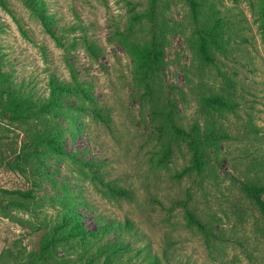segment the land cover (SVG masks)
Here are the masks:
<instances>
[{"label": "rangeland", "instance_id": "rangeland-1", "mask_svg": "<svg viewBox=\"0 0 264 264\" xmlns=\"http://www.w3.org/2000/svg\"><path fill=\"white\" fill-rule=\"evenodd\" d=\"M65 42L58 45L25 0H0V59L18 95L40 102L50 82L69 84L73 75L92 95L95 108L82 112L73 97L63 99L66 114L49 115L41 129H55L64 153L44 149L25 170L0 167V190L34 191L27 210H0V264H35L63 206L90 231L120 224L87 241L89 253L62 244L46 264H87L102 247L119 248L110 264H264V221L239 181L264 182V30L258 0H197L213 6L226 25L224 49L214 65L193 49L197 25L189 0H159V25L167 30L166 71L149 99L135 78L134 59L119 33L149 40L145 13L150 0H43ZM133 7L135 8L134 11ZM203 17V15H201ZM85 36L97 49L92 55ZM224 96L237 104L222 120L205 100ZM176 105L175 121L205 132L215 118L231 137L207 149L201 173L177 176L190 165L186 142L175 141L173 157L159 164L172 136L161 135L159 114ZM217 129V134H219ZM4 144L17 143L25 131L0 114ZM14 158H11V160ZM207 223L213 236L190 226L182 203ZM130 223L129 229L125 225ZM101 260V259H100ZM100 261L96 259L95 264Z\"/></svg>", "mask_w": 264, "mask_h": 264}, {"label": "trees", "instance_id": "trees-1", "mask_svg": "<svg viewBox=\"0 0 264 264\" xmlns=\"http://www.w3.org/2000/svg\"><path fill=\"white\" fill-rule=\"evenodd\" d=\"M28 6L36 14L42 23L46 32L56 40L58 45L64 46L65 42L55 30V20L49 14L48 9L43 0H25ZM194 22L197 25L196 41L193 43V49L200 61L207 65H214L216 61L215 52L224 49V36L226 34V25L218 16L219 12L215 7L209 6V10H205V6L200 1L189 0ZM134 7L133 10L134 11ZM261 27L264 30V0H258L257 12ZM203 15V17L201 16ZM147 20L150 24V38L145 42H139L133 38L131 33H119V37L127 50L128 54L134 59L135 78L139 87L144 91L149 99H154L156 81L162 77L166 71V35L167 30L159 25V0H150L149 9L145 13H134L132 16L133 24H140ZM82 41L87 50L95 55L97 49L90 44L88 39L83 36ZM2 60L0 59V114L11 126L25 131V141L21 149L17 147V143L4 144L5 138L0 136V167L8 166L14 171H24L25 166L32 161H40L46 151L63 154V140L55 129H41V121L45 116L63 115L68 113L63 103V99L73 97L82 106V112H92L97 117L102 118L101 113L95 108L90 90L81 84L75 75L69 84L62 81L52 80L50 82V94L43 98L40 102H35L17 94L12 87L11 77L4 73L1 69ZM207 108L212 112H217L223 120L228 113L236 111L237 104L224 96H213L205 100ZM176 105L168 102L164 111L159 114L161 124L158 130L161 135L172 136L174 140H168L164 145V149L160 152L159 164L164 165L173 157V144L175 141L183 140L187 143L191 161L179 175L182 178L192 173H201L209 164L207 149L212 146H218L220 141L229 140L231 135L228 130L221 124L215 122V118L209 121L205 132L198 126L191 129H185L179 126L175 121ZM219 134H217V129ZM11 158H14L11 160ZM240 183L241 190L259 209L264 221V182L262 180L244 181L237 180ZM35 198L34 191H10L0 190V210L8 215L10 209L27 210L31 201ZM63 207L59 208L57 216L51 231L45 239L40 255L36 259L35 264H46L54 257V251L62 244L73 245L74 248L80 249L83 253H89L87 241L96 239L102 232L116 231L120 229V224L112 226H103L102 230L88 231L85 224L80 221L73 220ZM188 217L190 226L195 227L206 237L213 236L211 229L207 223L202 221L195 212L189 209L186 202L182 203ZM130 223L125 225V230L129 229ZM119 248L102 247L93 252L94 257L90 258L87 264H110L105 260H111L118 257ZM101 259V260H100ZM158 259L154 258L147 264H158Z\"/></svg>", "mask_w": 264, "mask_h": 264}]
</instances>
